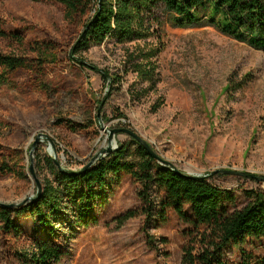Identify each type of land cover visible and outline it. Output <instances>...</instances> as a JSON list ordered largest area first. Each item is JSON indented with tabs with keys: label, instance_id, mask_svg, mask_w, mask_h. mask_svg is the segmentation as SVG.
<instances>
[{
	"label": "rangeland",
	"instance_id": "374dc122",
	"mask_svg": "<svg viewBox=\"0 0 264 264\" xmlns=\"http://www.w3.org/2000/svg\"><path fill=\"white\" fill-rule=\"evenodd\" d=\"M179 19L161 5L150 6L133 25L134 38L120 42L112 35L72 60L68 56L77 36L62 11L28 0H0V26L25 29L28 40H51L61 47L59 66L44 79L45 92H27L20 84L0 89V148L9 155L0 160V169L19 162L27 177L0 171V204L17 205L35 195L29 152L38 135L32 156L40 184L51 177L45 168L36 169L35 158L42 167L52 154L51 142L62 166L76 171L107 147V130L120 128L144 140L166 162L161 165L185 175L225 170L264 177V50L208 25L183 27ZM77 60L91 68H80ZM143 67L150 70L144 73ZM101 72L114 83L105 84ZM90 120L97 138L69 134L61 126ZM114 142V151L118 143L128 144L129 154L135 149L125 134ZM208 178L233 194L238 208L247 203L244 191H264V184L247 178L221 173ZM106 183L108 200L95 211L96 226H78L65 211L50 217L52 233L26 214L14 216V222L31 239L53 236L67 252L60 264H182L193 228L173 212L161 225L145 226L141 216L120 221L140 209V188L125 175ZM262 246L255 251L263 253ZM233 251L226 259L234 260Z\"/></svg>",
	"mask_w": 264,
	"mask_h": 264
},
{
	"label": "trees",
	"instance_id": "16d2710c",
	"mask_svg": "<svg viewBox=\"0 0 264 264\" xmlns=\"http://www.w3.org/2000/svg\"><path fill=\"white\" fill-rule=\"evenodd\" d=\"M28 1L51 5L65 15L77 36L68 56L72 60L80 51L99 45L112 35L120 42L131 40L140 13L157 5L178 16L183 27L208 25L230 39L264 50V0ZM0 44L6 50L0 48V89H15L20 84L27 92H45L44 79L50 68L59 66L61 47L51 40L30 41L25 29L5 26H0ZM77 62L80 68H91L81 60ZM143 68L144 73L150 70ZM100 74L105 84L107 80L114 83L107 73ZM94 120L86 125L64 121L61 126L69 134L97 138ZM130 141L135 146L132 153L129 154L128 144L118 143L115 151L79 175L59 172L51 158H45L41 167V160L35 158L36 169L45 168L52 179H44L41 194L35 200L18 208L0 207L1 264H60L67 252L55 238L31 239L13 217L26 214L37 218L51 233L54 222L50 217L62 211L69 212L78 226H96L95 211L108 200L106 182L117 180L120 175L139 186L137 197L141 202L136 213L129 211L120 221L141 216L145 226L156 222L161 225L173 212L193 228L194 236L183 251L182 264H264V251H255L264 246V191H244L247 203L238 208L234 195L221 191L210 178L188 177L173 167L163 166L139 143L131 138ZM8 156L0 148V160L5 162ZM18 163L13 167L4 163L0 171L24 180L27 177ZM160 242L165 244V240ZM230 249L234 250L232 261L226 259Z\"/></svg>",
	"mask_w": 264,
	"mask_h": 264
},
{
	"label": "water",
	"instance_id": "95a60500",
	"mask_svg": "<svg viewBox=\"0 0 264 264\" xmlns=\"http://www.w3.org/2000/svg\"><path fill=\"white\" fill-rule=\"evenodd\" d=\"M99 118V116H98ZM109 135H108V145L105 149H102L100 152H98L91 160L90 162L85 165L84 167H82L79 170H70L67 168H64L62 166V164L59 162V160L57 159V153H56V147L53 144V142H51L52 145V154L50 155L53 164L57 167L58 171L66 174V175H79L83 172H85L87 169H89L92 165L95 164V162L99 159V158H104L105 156H107L108 154L112 153L114 151L112 145L115 144L114 142V137L118 134H125L127 135L129 138L135 140L137 143H139L151 156H153L160 164H166V162L162 161L155 153L154 151L151 149V147L144 141L142 140L140 137H138V135H136L134 132L126 129V128H120V129H112V130H107ZM42 135H38L34 141V143L31 146V150L29 152V156H30V167H29V173L32 176L35 185H36V193L34 196H31L29 198H27L25 201H23L20 204L17 205H6V204H0V207L3 208H18L21 205H25L33 200H35L36 198H38L41 194V184L38 181L36 174H35V170H34V165H33V152L35 150L36 144L39 142V139ZM176 172H179L178 170H175ZM225 174V175H231V176H237V177H242V178H247V179H251L254 180L255 182H263L264 183V177H256L253 176L251 174H246L243 172H238V171H215L212 172L209 176H213L215 174ZM188 177H192V178H200L197 176H191V175H186ZM209 176H206V178H208Z\"/></svg>",
	"mask_w": 264,
	"mask_h": 264
},
{
	"label": "bare ground",
	"instance_id": "6f19581e",
	"mask_svg": "<svg viewBox=\"0 0 264 264\" xmlns=\"http://www.w3.org/2000/svg\"><path fill=\"white\" fill-rule=\"evenodd\" d=\"M51 158V157H50Z\"/></svg>",
	"mask_w": 264,
	"mask_h": 264
}]
</instances>
